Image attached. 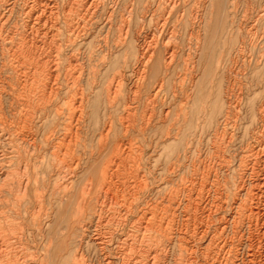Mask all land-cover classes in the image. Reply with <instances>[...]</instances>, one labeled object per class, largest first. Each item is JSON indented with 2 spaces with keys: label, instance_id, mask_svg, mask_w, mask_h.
<instances>
[{
  "label": "bare ground",
  "instance_id": "obj_1",
  "mask_svg": "<svg viewBox=\"0 0 264 264\" xmlns=\"http://www.w3.org/2000/svg\"><path fill=\"white\" fill-rule=\"evenodd\" d=\"M59 1L0 0V74L8 73L16 84L0 77V113L7 87L10 96L14 93L10 150L0 151V264H43L56 239L46 228L62 204L72 208L71 233L65 237L69 258L62 264H92L85 247L89 242L100 264H170L175 254V264H264V0H255L253 10L236 24L235 46L223 72L230 85L225 81V92L218 90L208 123H200L205 111L200 105L192 128V92L207 62L208 26L215 43L221 14L232 12L238 0H139L136 30L123 13L125 0H61L62 6ZM15 15L21 27L12 24ZM98 32L106 34L95 45ZM134 39L139 41L129 82L134 99L124 101L126 62H119L104 88L116 112L97 128V147L88 149L83 134H94L88 129V91L96 86L98 71L84 70L82 51L99 49L105 65ZM157 73L160 78L153 81ZM150 83L148 101L167 87L174 101L161 114L168 126L156 146L173 140L182 153L163 171H151L157 187H150L138 166L129 176L122 172L133 148L132 132L146 135L149 130L156 136L159 128L151 109L137 124L140 94ZM189 128L190 142L181 145ZM6 136L0 129V142ZM206 139L215 142L218 160L191 165L188 155L198 157ZM63 156L70 163L63 164ZM237 159L240 185L228 192L219 173L234 170ZM111 186L117 195L109 193ZM8 195L10 217L2 210ZM242 225L248 230L245 244L238 243Z\"/></svg>",
  "mask_w": 264,
  "mask_h": 264
},
{
  "label": "rangeland",
  "instance_id": "obj_2",
  "mask_svg": "<svg viewBox=\"0 0 264 264\" xmlns=\"http://www.w3.org/2000/svg\"><path fill=\"white\" fill-rule=\"evenodd\" d=\"M138 1L139 0H133V1L132 0H125V3H124V12L123 13H124L125 17L128 18L129 21H131L133 30H136V28H137L136 26L139 23L138 15L141 14L140 12L138 13V8H136L137 5H138L137 4ZM254 1L255 0H240V1L238 0L237 1L238 4L236 3V6L232 10V12H230V10H227L226 12H223L221 14V20H220V25L221 26H220V29H218V32H217V38L218 39L215 40V43L211 42L212 38H213V35H214V32L211 30L210 26H208V33H207L208 34L207 35L208 36V39H207L208 47H207V50L205 51V58H204L205 60H203V62L204 61L205 62L207 61V62L205 63L206 66L202 65V67H203L202 70L205 69L203 71L204 73L201 72L200 74H198L197 75L198 79L196 78V81H195L196 83H198V90L195 91V93L192 92V94L194 96L192 98V100L195 99V100H193L195 102L192 103V105H191V108H190L191 114L189 113L190 120H189L188 123H189L191 128L193 126V121L192 120L195 117V114H196L198 108L200 107V105H203V106L205 105V107H204L205 111L203 112V115L201 117V122L200 123L201 124L208 123L207 122L208 121L207 118H209V114L211 113V110L213 109V106H214V103H213L214 101L213 100H215V98H217V96L219 95V91L218 90L221 89V92H223V91L225 92L226 84L230 85V82H231V81L229 82L230 78L227 79L225 74H224L225 77L223 78V72L225 70L224 68L226 67V65H228V57H229V52H230L229 50H230V48H233L235 46V42H236V24L240 20H244L245 19V13L244 12H247V11L251 12L250 10H253ZM59 3L62 6V1L61 0L59 1ZM129 8H130V10H129ZM127 16H129V17H127ZM248 16L249 15H247V17ZM232 20H233V23H231ZM246 20H247V18H246ZM15 22H17L19 27H21L22 21L19 18V16L16 17V15H15L13 17L12 24L15 23ZM98 33L99 34L98 35L96 34V36H95V41H94L95 45L97 44L96 43L97 40L104 38L103 36H105V34H106L104 32L103 33L98 32ZM128 43H131L130 44L131 46L130 47H126V49L123 52H121L120 54H116V55H114V57L112 56L111 59H109V62L107 63L108 65L107 64H105V65L102 64V62H101V60L103 59L102 53L100 52L99 49H95L96 47L94 48L95 50L92 53H89L88 49L83 50L82 51L83 54L80 56L79 63L82 64V66L84 67V70H86L87 73L92 68H95L98 71V75H97L98 79L96 81L97 82L96 86L93 89H90L88 91L89 94H90L89 95V104H88V117L90 119V124H88V129H91V128L94 129V134L91 133L92 131H90L89 134H88L87 131H86L87 129H85L86 133L83 134V136H84V141L83 142L86 144V147L88 149H93L94 150L97 147V145H98V135H99V129H97V128H101L102 125H103V122L106 119L112 117L113 114L116 112V110L109 105V102L106 99V94H104L105 93L104 88H105L106 83L108 81L106 79L108 77H111L112 74L118 69L117 68V64H119V62H120V66L124 65L123 61L126 62L125 66H123V69L125 70V75H126L125 80H124L125 88L123 89L124 90L123 94L125 96L124 97L125 98L124 101L125 100L126 101H130V100L132 101V99H134L133 93H131L130 90H129V86L131 84L129 82H131L133 80V78H134L135 63L137 61V57H138V53H139L138 50H137L138 45H139L138 44L139 41L134 39V40H132V42L128 41ZM213 44H214V46H213ZM126 50H127V52H126ZM1 53L2 52L0 50V57H1ZM90 54L92 55V57H91ZM182 64L180 66V71H181L180 73L183 75L185 70L182 69L183 68ZM2 67H3V59L1 60V58H0L1 71H2ZM202 73H203V75L201 76ZM5 74L4 73L0 74V77H2V80H4L5 83L9 82L12 85H14V82H15L14 78H13V81H12V80H10V78H8L9 74L8 73H5ZM158 77L160 78L159 73L153 75L152 80L153 81L157 80V79H159ZM200 77H201V79H200ZM129 79H131V80H129ZM221 81H223V82H221ZM225 81H228V82H226V84H225L224 83ZM84 85H85V87H87V83L86 82L84 83ZM88 85H89V83H88ZM223 85H224V89H223ZM150 86L152 87L151 83L147 87L145 86L144 89L142 90L141 94H140L141 95L140 96L141 97V102H140L141 104H139V106H138L139 109H138V116H137V124L139 125L141 123V117H143L144 112H146L147 110H148L147 112H151V110H152L153 113L154 112L156 113V114L155 113L153 114V116H155V117H153V124L156 125V126H159V128L155 130V132H157L156 136H155V134H153L154 131L151 132L149 130L146 132V135L141 134L140 132L137 133V131L132 132V134L130 135L131 137L129 136V140H132L131 142H133V148L129 151L130 152V154H129L130 156L127 157V159H126L127 165L125 166V169L122 172L126 176H129L131 174V172L134 171V169L137 168V166H138L146 173V176L148 177V183H149L150 187H152L153 183L155 181V178H154L153 174H151V171L154 170L156 167L159 168L161 171H163L166 168V166L170 163L171 160H175L178 157V155L181 156L182 153L180 151V148H179L178 151L175 149V144H172L173 140L172 141H167L165 143H162L161 146L160 145L156 146L155 141L157 140V138H160L161 134L163 133V130L165 132V130H166L167 126H168V123H164L163 122V121H165V119H164V116H162L161 114L163 113V111L169 109L170 107L172 108V106L174 105V103H173L174 101L172 102L171 95L169 94V91H168V87L165 90H163L157 96L156 99H154V102H151L150 100L148 101L147 98H148L149 93H150V91L152 89V88H150ZM205 89H206V91H205ZM209 91H211V92H209ZM182 95L180 97H183ZM1 97H2V103H4V104L2 105L3 106V111L0 113L1 114L0 118H1V121H2L0 123V129H2V131L7 134L6 137H8V138L3 140V142H0V151L3 148L10 150V135L9 134H10V119H11V117H10V113L9 112L11 111L10 110L11 109V106H10L11 102L10 101L14 100V93L12 94V96H10V87H7L5 94H3ZM184 97H185V94H184ZM161 102H163V103H161ZM203 102H205V103H203ZM148 103L151 104L149 107L147 105ZM176 103L178 104L179 101H176ZM154 105H156L155 109L153 107ZM14 108H16V107H14ZM206 112H208V113L206 114ZM162 124H163V126H161ZM191 128L187 129L186 133H184V134H186L185 138H182V137L180 138L179 143L181 145L182 144H184V145L189 144V142H190V132L192 130ZM140 135H141V137H140ZM211 141L212 140L206 139V140H204L202 142L203 145L201 144V147H200V149H201L200 151L201 152L198 154V157L193 156L192 153H190L188 155V160H190L191 165H194V164L199 165L201 163L200 162L201 160H205V161H210L211 160L212 162L213 161L215 162V161L218 160V158H217L218 156H216V155H218V153L215 152L216 150L214 149V147H215L214 143L215 142H213V141L211 142ZM66 144H67L66 142L63 143V147L62 148H63L64 151L67 148ZM228 153H229V150H226V154H228ZM48 157L46 158L47 160H49ZM109 157H110V155H107L106 157L103 158V161L104 160L107 161L109 159ZM62 158H63L62 159L63 160V164L67 165L68 163H70L69 157H64L63 156ZM238 161H239V159H237L234 162V164L237 165V166L236 165L234 166V168H235L234 170H230L229 172L219 173V179L221 181L222 187L224 189H226L228 192H231L232 190L233 191L236 190V188L239 187V185H240V181H241V177L240 176H241V173H242V168H239ZM158 164L161 165V166H158ZM93 167L95 168V166H93ZM93 171L95 173L97 172L96 169L93 170ZM48 174H49V172H48ZM1 182L3 183V180L0 177V185H1ZM133 185H134L133 182L130 185H129V183H126V189L130 190V186H133ZM154 186L157 187V184L154 183ZM111 188L112 189H111V191H109V193L112 192L113 194L117 195L116 188L114 186H111ZM7 200H6V203L5 202L3 203L2 210L4 212V216H7V214H8V217H10V195H8ZM102 200L103 201L106 200L105 192L102 194ZM65 208H67V209H65ZM56 212L57 213H55V215H54V221H53L54 224L52 223V224H50V228H48V227L46 228V231L50 235L49 236L50 238L53 239V238L56 237L55 240L53 239L54 240L53 251H52L53 253L52 252L49 253L48 256L45 257L46 259L44 258L43 264H62V263H65L68 260V258H69L68 254L66 253L69 250V244H67L69 239H67L65 237H68V235L71 233L70 226H71L72 208H68V207H66V206H64L62 204L61 206H59L57 208ZM62 213H64V215ZM65 213H67V215ZM57 215H58V217H56ZM61 216H63L62 219H61ZM68 222H70V223H68ZM68 224H69V226H68ZM54 226H55V228H54ZM90 226H91V231H93V229L95 230L96 222L94 221L93 224H91ZM102 226L103 225H101V227ZM245 227L246 226H243V228L241 229V226H240L239 230H241V231H240V236L238 235V243H241V244L244 243L245 244V241H246V238H247L246 235H247V232H248V230L245 232V230H246ZM7 228H8V232L10 234V227H7ZM243 232H245V234H243ZM241 233H242V235H244L242 238H241ZM57 235H59L60 238ZM64 239H65V241H64ZM88 242H89V240H88ZM92 245H93L92 242H89L88 245L85 244L86 249L88 250L90 255H92L90 257L91 260H92V264H100V256L96 253L94 248H92ZM64 247H66V250H65ZM243 247H245L244 248L245 250L247 249L246 245H244ZM63 248H64V250H62ZM64 253H66L65 256H64ZM62 256H64V257L62 258ZM177 256L178 255L175 254L173 256V258L170 259V264H175L174 261L177 259ZM181 263H183V262H181ZM2 264H10V261L8 262L7 260H5Z\"/></svg>",
  "mask_w": 264,
  "mask_h": 264
}]
</instances>
